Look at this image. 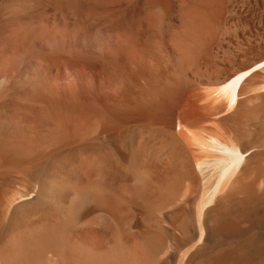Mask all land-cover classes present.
<instances>
[{
  "label": "bare ground",
  "instance_id": "6f19581e",
  "mask_svg": "<svg viewBox=\"0 0 264 264\" xmlns=\"http://www.w3.org/2000/svg\"><path fill=\"white\" fill-rule=\"evenodd\" d=\"M113 1L0 0V264H264V0Z\"/></svg>",
  "mask_w": 264,
  "mask_h": 264
},
{
  "label": "rangeland",
  "instance_id": "374dc122",
  "mask_svg": "<svg viewBox=\"0 0 264 264\" xmlns=\"http://www.w3.org/2000/svg\"><path fill=\"white\" fill-rule=\"evenodd\" d=\"M92 1V0H91ZM95 1V0H94ZM96 1H102V0H96ZM103 1H107V0H103ZM109 1H112V0H109ZM115 1V0H114ZM113 1V2H114ZM129 1V2H128ZM183 1H186V0H181V2H183ZM209 1L210 0H208V3H209ZM215 1V0H214ZM214 1L212 0V4H211V2L209 3V7H212V9L210 10V9H208L209 11H208V14H209V17H211L212 15H210V14H212V13H215V14H213V18H217L218 16L217 15H219V13H220V10L223 8V6L227 3V4H229L230 2H231V4H232V6H236V7H240L241 6V4H242V8H246L247 10H249V11H253L254 9H255V1H257V0H250V1H248V0H233V2H232V0L229 2V0H224V1H221L220 0V5H221V7H220V5H216L217 3L219 4V0L217 1L216 0V2H215V5H216V7H215V5H213V3H214ZM236 1V2H235ZM116 2L118 3V2H120L119 0H116ZM121 2H122V0H121ZM120 2V3H121ZM126 2H128L129 4H127ZM134 2V3H133ZM223 2V3H222ZM252 4H250V3ZM117 3H113V4H117ZM123 3V2H122ZM121 3V4H122ZM131 3H133L134 5H135V8L136 9H134V5L132 4L131 5ZM138 3H139V1H137L136 0V3H135V0H133V1H131L130 2V0H125V3H123V5L125 6V8L126 7H128V5H129V9H128V11L129 12H132L131 10H136L135 12L137 13V11L138 10H140V11H138V15L134 12V10H133V13L134 14H136L135 16L134 15H132V13H129L128 11V13H127V15L129 16L128 18L129 19H132V18H134V17H143V16H149L150 15V10H149V7H148V5L146 4V2H144V3H142V2H140L139 3V6H138ZM142 3V4H141ZM239 3V4H238ZM127 4V5H126ZM137 4V5H136ZM144 4V5H143ZM211 4V5H210ZM230 4V5H231ZM143 5V6H142ZM147 5V6H146ZM246 5V6H245ZM249 5V6H248ZM254 5V6H253ZM131 6V7H130ZM136 6H138V7H136ZM141 6H142V8H141ZM214 6V7H213ZM253 6V7H252ZM133 7V8H132ZM140 7V8H139ZM219 7V8H218ZM240 7V8H241ZM130 8H132V9H130ZM251 8V9H250ZM141 9H142V11H141ZM147 9L149 10V11H147ZM219 9V10H218ZM215 10V11H214ZM145 11V12H144ZM218 11V12H217ZM212 12V13H211ZM217 13V14H216ZM253 15V13L251 14H249V16H252ZM132 16V18H130ZM231 18H238V16L235 14H231L230 13V15H229ZM237 16V17H236ZM12 103H10V102H7L6 103V105H11ZM94 144V145H93ZM89 145V146H88ZM91 145V146H90ZM97 145V146H96ZM83 146V147H82ZM92 146H93V148H92ZM91 147V148H90ZM79 148H80V151L82 152H80L79 151ZM84 148V149H83ZM89 149L88 151H90V152H93L94 150H95V148L97 149V151H105V152H108L109 150H108V148L107 147H105V146H102V145H99V144H97V143H89V144H82V145H79V146H76V147H74V148H72V149H69V150H67V151H65V152H60V153H58L57 155H54V157H52V159L48 162V164H50V163H52V162H54L55 160H57V159H59V158H61V156L62 157H71V156H73V158H77V160H79V159H81L80 157H82V155H80L79 153H81V154H83V156L86 154V152L87 153H89L86 149ZM78 152V154H77V152ZM96 151V150H95ZM71 152V153H70ZM76 152V153H75ZM84 152H85V154H84ZM73 153H75V154H73ZM109 154H110V152H109ZM69 155V156H68ZM76 155H78L77 157H76ZM60 156V157H59ZM112 156V154L110 155V157ZM56 158V159H55ZM72 158V157H71ZM112 162H113V156H112ZM47 170V166L46 165H41L39 168H38V175H41V174H44V172ZM41 173V174H40ZM36 176L35 178H38L39 176Z\"/></svg>",
  "mask_w": 264,
  "mask_h": 264
}]
</instances>
